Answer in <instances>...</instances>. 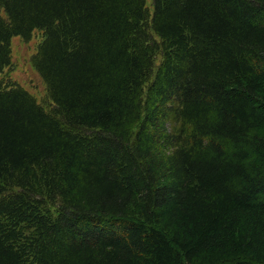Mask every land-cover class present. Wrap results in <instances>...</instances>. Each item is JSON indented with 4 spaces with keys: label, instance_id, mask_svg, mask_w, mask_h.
<instances>
[{
    "label": "trees",
    "instance_id": "16d2710c",
    "mask_svg": "<svg viewBox=\"0 0 264 264\" xmlns=\"http://www.w3.org/2000/svg\"><path fill=\"white\" fill-rule=\"evenodd\" d=\"M151 1L0 0V264H264V0Z\"/></svg>",
    "mask_w": 264,
    "mask_h": 264
},
{
    "label": "rangeland",
    "instance_id": "374dc122",
    "mask_svg": "<svg viewBox=\"0 0 264 264\" xmlns=\"http://www.w3.org/2000/svg\"><path fill=\"white\" fill-rule=\"evenodd\" d=\"M152 1L148 0L151 5ZM2 10H0V14ZM43 33L36 30L29 41L21 36H15L12 41L13 60L10 68L6 67L0 79H10L29 90L40 103L50 108L47 97V87L40 74L36 71L32 63V57L37 52V47L41 42Z\"/></svg>",
    "mask_w": 264,
    "mask_h": 264
}]
</instances>
